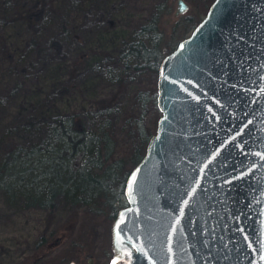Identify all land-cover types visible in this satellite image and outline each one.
<instances>
[{"label": "water", "instance_id": "1", "mask_svg": "<svg viewBox=\"0 0 264 264\" xmlns=\"http://www.w3.org/2000/svg\"><path fill=\"white\" fill-rule=\"evenodd\" d=\"M157 86L110 263L264 264V0H212Z\"/></svg>", "mask_w": 264, "mask_h": 264}, {"label": "trees", "instance_id": "2", "mask_svg": "<svg viewBox=\"0 0 264 264\" xmlns=\"http://www.w3.org/2000/svg\"><path fill=\"white\" fill-rule=\"evenodd\" d=\"M82 1L85 17L96 15L95 23L103 26L98 32L100 43L79 50L72 71L74 97L81 102L84 97L96 96L95 103L73 110L60 102L62 106L42 114L48 120L46 135L27 147L15 143L0 163V186L10 199L23 198L26 204L53 208L61 196L78 208L71 215L76 220L81 211L102 209V204L109 205L110 214L116 216L119 207L127 203L126 178L156 130L145 116L155 110L157 116L152 121L157 124L161 114L157 105L160 61L211 3H203L205 10L180 12L166 32L164 16L172 9L173 0ZM103 90L110 99L104 101V95L96 104ZM119 118L127 132L122 140L114 132ZM45 242L44 235L37 241L38 246ZM52 255L37 257L34 262L44 264L45 258L47 264H55L48 261Z\"/></svg>", "mask_w": 264, "mask_h": 264}, {"label": "rangeland", "instance_id": "3", "mask_svg": "<svg viewBox=\"0 0 264 264\" xmlns=\"http://www.w3.org/2000/svg\"><path fill=\"white\" fill-rule=\"evenodd\" d=\"M187 1L183 12L205 10L207 0ZM172 2L164 16L166 32L180 13L177 0ZM83 5L82 0H0V163L15 143L27 147L46 135L48 120L42 114L64 102L73 110L95 103L96 96L84 97L86 102L74 97L72 71L79 50L100 43L98 32L103 26L95 23L96 15L85 17ZM104 95V101L110 99L103 90L96 104ZM156 116L155 110L145 116L154 130ZM121 120L114 128L120 140L127 135ZM55 204L51 208L26 204L23 198L13 201L0 186V264H36L37 257L51 252L48 261L55 264L110 263L115 216L109 205L85 209L76 220L71 216L78 209L75 205L61 196ZM42 235L46 242L38 246Z\"/></svg>", "mask_w": 264, "mask_h": 264}, {"label": "snow or ice", "instance_id": "4", "mask_svg": "<svg viewBox=\"0 0 264 264\" xmlns=\"http://www.w3.org/2000/svg\"><path fill=\"white\" fill-rule=\"evenodd\" d=\"M124 229H120V231H123Z\"/></svg>", "mask_w": 264, "mask_h": 264}]
</instances>
